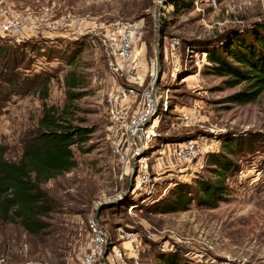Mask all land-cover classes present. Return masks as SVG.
Segmentation results:
<instances>
[{
    "label": "rangeland",
    "instance_id": "374dc122",
    "mask_svg": "<svg viewBox=\"0 0 264 264\" xmlns=\"http://www.w3.org/2000/svg\"><path fill=\"white\" fill-rule=\"evenodd\" d=\"M185 1L190 7L177 12L170 8V0H0L2 14L14 10L39 16L50 8L56 23L70 26L54 38L35 35L21 41L37 40L44 47L41 51L52 48L58 57L33 56L35 64L23 71L26 78L37 73L51 78L46 98L38 84L7 91L0 81V145L7 158L20 159L48 113L91 131L87 142L73 147L77 167L42 186L50 199V212L42 217L46 229L33 235L19 225L0 222V264H83L94 246V221L111 239L106 254L114 244L127 254L136 250L129 264H163L177 254L194 264H264V93L256 103L231 102L247 85L230 87L228 77L210 74L206 57V49L245 37L263 23L264 0H220L217 6ZM128 21L144 31L137 47L141 51L130 61L136 62L129 68L136 69L112 73L110 63L115 59L109 33L118 38ZM160 38L161 73L156 69L153 79ZM0 39L10 46L18 42ZM175 41L180 45L173 52L170 44ZM71 53L73 60L62 59ZM127 75L139 76L144 87ZM69 80L76 81L75 87ZM120 87L137 90L124 101L132 110L146 88L162 96L158 112L146 126L150 142L134 160L148 158L155 168L140 192L134 190L137 170L132 181L134 171L128 174L116 152L125 135L114 126L108 97ZM195 105L201 106L196 119L181 124L182 113ZM211 137L221 139L222 145L231 139L260 142H246L239 156L226 154L238 170L224 179L230 196L218 208L194 202L188 211L161 213L179 182L196 188V179H216L210 158L224 154L222 146L206 156L204 168L191 173H178L181 163L174 154L175 144Z\"/></svg>",
    "mask_w": 264,
    "mask_h": 264
},
{
    "label": "trees",
    "instance_id": "16d2710c",
    "mask_svg": "<svg viewBox=\"0 0 264 264\" xmlns=\"http://www.w3.org/2000/svg\"><path fill=\"white\" fill-rule=\"evenodd\" d=\"M174 9L184 11L191 3L185 0H170ZM44 47L37 40L8 45L0 39V81L8 86L7 91L23 89L26 84H38L39 92L48 96L50 79L37 73L30 77L23 71L31 70L33 56L58 58L53 49ZM52 49V50H51ZM43 52V53H42ZM208 72L219 77H228V86L247 85L246 91L233 95L229 100L239 105L256 103L264 93V22L257 23L250 33L233 37L217 48H208ZM60 53V52H59ZM63 60H73L72 53ZM23 78V81H22ZM5 85V86H6ZM75 87L76 81L69 80ZM28 86V85H27ZM20 91V90H19ZM74 97V96H73ZM61 117L48 113L41 119L35 141L26 146L18 161L7 158V150L0 145V222L19 225L26 232L38 235L47 224L42 220L50 212V199L42 186L54 178L69 173L77 167L73 147L87 142L90 130L73 127L62 122ZM260 139L249 138L227 140L224 154H213L210 158L217 177L214 181L196 179L195 186L179 182L171 190L170 199L160 208L161 213L188 211L192 203L208 209H216L221 201L230 196L224 179L235 174L238 167L227 155L239 156L247 144L259 143ZM257 141V142H256ZM264 147V144H262ZM260 150V149H259ZM263 152V151H262ZM163 264H194L178 254L164 259Z\"/></svg>",
    "mask_w": 264,
    "mask_h": 264
},
{
    "label": "built area",
    "instance_id": "2783aa9c",
    "mask_svg": "<svg viewBox=\"0 0 264 264\" xmlns=\"http://www.w3.org/2000/svg\"><path fill=\"white\" fill-rule=\"evenodd\" d=\"M204 1L211 6H217L220 0ZM170 8L173 9L174 6L171 4ZM50 11H52L50 8H46L45 13L39 16L14 10H6L7 14L0 12V37H12L18 42L25 40L26 37L31 38L35 35L45 38L57 37L60 33L59 31L68 30L70 26L56 23ZM78 28L81 30L82 24H79ZM65 35H68L67 37L75 36L74 33H65ZM143 35L142 27L134 21L123 23L118 38H115L116 35L114 33H109L110 52L115 59V62L111 61L110 63L112 73H119L120 71L126 73L127 70L133 71L136 69L134 66L129 68L130 63L135 64L136 62L135 60L133 62L130 61L133 55L140 50L137 47L142 42ZM179 45V41L171 43L172 51L175 52ZM155 73L156 66L153 64L151 68L153 79L155 78ZM127 77L139 88L144 87V81L142 82L139 76L127 75ZM136 91L135 89H128L127 92L124 87H120L109 95L108 102L114 126L118 132H123L125 135L124 145H116V152L120 156V162L125 168L129 169V175L134 171V167L137 168L138 173L134 183V190L140 192L151 181L150 172L155 168L154 165L150 166L147 161L148 158L142 159L137 163L134 160L150 142L152 135L146 129V126L149 125L152 117L158 112L162 96L146 88L142 90L138 108L132 110V107L124 103V101L130 97L129 94ZM200 108V105H195L188 111L183 112L180 117V123L184 125L190 124L196 119ZM152 129L154 130V126ZM221 146L222 140L215 137L190 138L175 144L174 154L181 163V167L177 169L178 173H191L204 168L207 163L206 156L220 149ZM155 167L157 169L162 168L159 163ZM92 229L94 232V246L84 257L83 264H129V261H133V258L136 257L135 249L129 250L127 254L125 249L117 246V244L111 245V251L106 254L111 244L108 233L104 232L95 221L92 222Z\"/></svg>",
    "mask_w": 264,
    "mask_h": 264
},
{
    "label": "water",
    "instance_id": "95a60500",
    "mask_svg": "<svg viewBox=\"0 0 264 264\" xmlns=\"http://www.w3.org/2000/svg\"><path fill=\"white\" fill-rule=\"evenodd\" d=\"M160 48H161V38L159 39V42H158V55H157V61H156V69L158 70V73L160 74L161 73V56H160ZM155 93V92H154ZM153 120V119H152ZM152 120H151V122H152ZM136 170H137V168L136 167H134V175H133V177H132V181H133V179H134V177H135V175H136ZM133 182H131V187H130V189L132 190V188H133Z\"/></svg>",
    "mask_w": 264,
    "mask_h": 264
},
{
    "label": "bare ground",
    "instance_id": "6f19581e",
    "mask_svg": "<svg viewBox=\"0 0 264 264\" xmlns=\"http://www.w3.org/2000/svg\"><path fill=\"white\" fill-rule=\"evenodd\" d=\"M129 172V171H128Z\"/></svg>",
    "mask_w": 264,
    "mask_h": 264
}]
</instances>
